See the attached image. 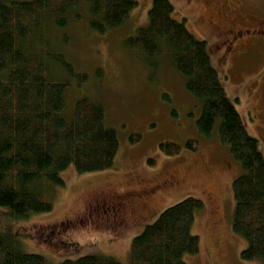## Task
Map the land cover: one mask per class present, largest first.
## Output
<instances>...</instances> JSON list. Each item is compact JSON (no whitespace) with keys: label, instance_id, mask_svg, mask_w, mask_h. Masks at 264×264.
Instances as JSON below:
<instances>
[{"label":"trees","instance_id":"1","mask_svg":"<svg viewBox=\"0 0 264 264\" xmlns=\"http://www.w3.org/2000/svg\"><path fill=\"white\" fill-rule=\"evenodd\" d=\"M136 7V0H0V207L10 220L50 213V193L63 186L60 174L69 167L79 175L113 167L119 139L106 124L103 104L85 97L66 108L68 88L83 86L87 76L59 51L67 40L58 33L84 19L91 32L103 35L121 27ZM173 12L168 0H153L147 27L125 46L151 70L168 59L199 103L198 132L205 139L216 132L229 148L242 170L232 182L231 229L246 242L240 258L264 264V155L226 97L207 43ZM137 141L130 137L131 143ZM193 143L189 140L186 148L195 151ZM160 150L170 157L181 152L172 143L161 144ZM203 207L200 200L187 198L163 210L133 239L130 264H186V257L199 253L200 240L191 229ZM0 264L54 263L25 252L10 232H2ZM55 264L121 263L84 256Z\"/></svg>","mask_w":264,"mask_h":264},{"label":"rangeland","instance_id":"2","mask_svg":"<svg viewBox=\"0 0 264 264\" xmlns=\"http://www.w3.org/2000/svg\"><path fill=\"white\" fill-rule=\"evenodd\" d=\"M152 1L136 0L137 7L126 22L103 35L91 32L84 19L58 33L60 40H67L59 51L87 76L83 86L72 84L68 88L66 108L70 110L85 97L103 104L106 124L117 131L119 150L109 170L79 175L69 167L62 172L63 186L50 193V213L12 221L0 207V233L10 232L25 252L54 264L84 256L110 257L130 264L132 241L144 227L166 208L194 198L204 205L191 229L200 240V248L197 255L185 258L186 264H257L240 258L246 242L231 229L235 205L232 182L242 173L239 164L229 148L220 143L216 132L210 139L198 132L199 103L184 89V78L169 60L162 58L157 69L151 70L125 46L138 29L147 27ZM168 1L174 9L173 18L186 19L188 31L207 43L211 64L226 97L248 134L258 140L264 155V133L256 114L259 97L255 95L250 102L247 96L248 90L256 88L253 76L264 77V70L256 74V63L245 57L235 63L246 77L240 81L235 66H223L217 60L213 53L217 50H210V38L194 26L183 0ZM258 90L264 89L260 85ZM131 136L138 137V141L131 143ZM189 140L194 142L195 151L186 148ZM164 143L179 146L180 154L165 155L160 150ZM168 175H173L179 184L150 201L146 210L134 209L121 218L123 221L111 213L112 197L124 196ZM120 221L124 224L119 225Z\"/></svg>","mask_w":264,"mask_h":264},{"label":"flooded vegetation","instance_id":"3","mask_svg":"<svg viewBox=\"0 0 264 264\" xmlns=\"http://www.w3.org/2000/svg\"><path fill=\"white\" fill-rule=\"evenodd\" d=\"M188 13L194 20V26L204 31L210 38V50L223 66L234 67L236 62L248 57L256 63L255 73L264 70V0H183ZM201 9V11H200ZM196 11H200L195 16ZM213 47V48H212ZM221 65V66H222ZM257 67V68H256ZM239 79H246L243 70L234 67ZM234 73V72H233ZM246 74V73H245ZM264 74V71H263ZM255 89L248 90V100L258 95L259 105L256 114L260 118L264 133V77L253 76ZM259 92V93H258ZM253 106V105H252ZM179 184L173 175L164 179L140 185L136 190H130L124 196L112 197L109 209L121 220L132 210H146L147 205L158 195L168 193ZM120 221L119 225H123Z\"/></svg>","mask_w":264,"mask_h":264}]
</instances>
